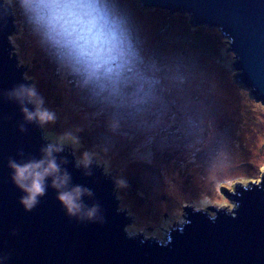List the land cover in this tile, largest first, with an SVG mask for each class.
<instances>
[{
	"label": "rangeland",
	"instance_id": "374dc122",
	"mask_svg": "<svg viewBox=\"0 0 264 264\" xmlns=\"http://www.w3.org/2000/svg\"><path fill=\"white\" fill-rule=\"evenodd\" d=\"M138 1L110 0L143 67L138 91L112 102L70 75L33 32L18 0H5L17 26L13 51L57 115L42 128L47 139L76 134L79 146L66 144L76 160L90 151L107 174L127 182L116 192L120 210L133 219L128 232L165 240L171 226L185 221V206L232 211L235 186L260 181L264 103L241 89L236 58L219 28L193 25V31L188 14L141 10Z\"/></svg>",
	"mask_w": 264,
	"mask_h": 264
},
{
	"label": "water",
	"instance_id": "95a60500",
	"mask_svg": "<svg viewBox=\"0 0 264 264\" xmlns=\"http://www.w3.org/2000/svg\"><path fill=\"white\" fill-rule=\"evenodd\" d=\"M139 1L147 9L186 13L194 26L219 28L236 58L237 78L264 103V0ZM16 30L11 4L0 0V264H264V171L259 182L238 183L229 193L232 211L185 206V221L160 240L129 233L133 219L120 210L116 180L96 159L89 169L77 167L73 149L65 145L57 161L71 174L70 186L91 190L82 200L99 205L96 217L69 215L51 178L39 202L26 210V193L13 181L8 161L40 159L51 141L37 122L25 120L20 101L8 96L32 85L25 76L28 65L19 64L13 51Z\"/></svg>",
	"mask_w": 264,
	"mask_h": 264
},
{
	"label": "clouds",
	"instance_id": "9594fccd",
	"mask_svg": "<svg viewBox=\"0 0 264 264\" xmlns=\"http://www.w3.org/2000/svg\"><path fill=\"white\" fill-rule=\"evenodd\" d=\"M18 4L41 42L93 96L119 102L138 91L143 73L142 57L126 21L110 0H18ZM8 96L20 101L26 121L37 122L42 128L56 122V113L45 106V99L35 84H22ZM66 144L77 147L80 139L72 131H66L41 150L40 159L25 162L9 159L12 179L26 193L21 203L28 211L45 194L51 178V186L57 189V197L69 215L93 219L99 205L89 207L82 200L85 194L92 195L91 190L81 185L70 186L71 174L57 161L56 154L63 152ZM63 163H67L66 158ZM92 163L93 153L86 150L77 159L76 166L89 169ZM86 174L91 175V171ZM116 185L126 187L127 182L118 178Z\"/></svg>",
	"mask_w": 264,
	"mask_h": 264
},
{
	"label": "trees",
	"instance_id": "16d2710c",
	"mask_svg": "<svg viewBox=\"0 0 264 264\" xmlns=\"http://www.w3.org/2000/svg\"><path fill=\"white\" fill-rule=\"evenodd\" d=\"M137 3H138L137 5H138L139 9H141V10H144V9H145V7H143V6L141 5L140 1H138ZM146 9H147V8H146ZM154 9H155V8H152V10H154ZM158 9H159V8H158ZM182 14H183V13H182ZM182 14H180V15H182ZM188 17H190V16H188ZM189 19H190V18H189ZM187 24H188V27H189L190 29L193 30V27H194L193 25H194V24L191 23V20H190V22H188ZM207 26H208V25H207ZM209 27H210V26H209ZM193 31H194V30H193ZM239 86H240V84H239ZM240 87H241V86H240ZM241 89H244V90L248 91V92L250 93V97L253 98V96L251 95V90H249V89H247V88H242V87H241Z\"/></svg>",
	"mask_w": 264,
	"mask_h": 264
}]
</instances>
